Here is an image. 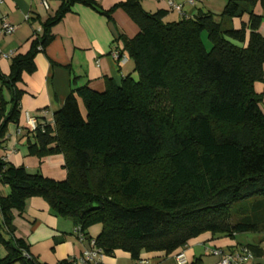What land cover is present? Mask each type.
<instances>
[{
    "label": "trees",
    "instance_id": "obj_1",
    "mask_svg": "<svg viewBox=\"0 0 264 264\" xmlns=\"http://www.w3.org/2000/svg\"><path fill=\"white\" fill-rule=\"evenodd\" d=\"M75 3L109 20L121 9L136 25L133 38H120L135 78L108 81L101 92L73 89L52 124L37 121L29 130L22 127L17 84L35 71L36 54L53 39L51 28ZM164 16L145 12L137 0L107 11L90 0H63L44 21L28 19L39 24L28 51L10 56L9 74L0 73V151L14 125L24 131L30 156L61 155L66 177L29 173L0 156V185L8 188L0 195V243L7 252L0 264H42L14 236L12 224L13 211L22 212L31 198L71 220L104 256L116 250L134 261L143 253L170 255L204 233L259 234L256 245L239 247L261 254L264 100L254 86H264L258 31L264 0H226L219 14L198 12L172 22ZM95 225L101 230L90 239Z\"/></svg>",
    "mask_w": 264,
    "mask_h": 264
},
{
    "label": "crops",
    "instance_id": "obj_2",
    "mask_svg": "<svg viewBox=\"0 0 264 264\" xmlns=\"http://www.w3.org/2000/svg\"><path fill=\"white\" fill-rule=\"evenodd\" d=\"M63 0H48V9L41 6V0H3L0 3V24L3 19L15 27L10 35H0V53L25 54L30 46L33 31L38 22L27 19L38 17L44 21L53 16ZM102 11L129 0H90ZM141 9L148 13L163 12L165 22L177 21L181 17H192L198 12L219 14L226 0H202L191 6L188 0H137ZM168 1L182 6L178 13L168 7ZM255 11L260 13V9ZM27 17V19H26ZM235 29L240 24L232 21ZM264 38V21L259 27ZM138 28L121 9L111 14V19L98 13L89 6L75 3L63 18L51 28L53 36L50 44L34 58L35 71L23 74L17 88L23 91L20 98L22 116L27 112L38 122L51 123L53 115L62 106L65 98L73 89L87 86L101 92L106 82L119 85L123 78L133 73V62L127 56L120 61L111 57V51L122 44L121 37L131 39ZM10 57H0V73L9 74ZM264 71V65H263ZM2 88V87H1ZM256 93L263 95L264 86L255 84ZM6 101L9 93L2 88ZM24 124V117L22 120ZM0 156L14 166H23L29 173L39 172L44 177L61 181L66 177L64 160L61 155H51L36 159L28 154L24 131L20 133L14 125L8 127ZM8 188L0 185V195H6ZM16 238L28 245L29 254L42 264H56L64 259L73 258L76 264L82 252L88 247V241H79L74 234V224L69 219L56 216L40 198H31L22 212L13 211ZM97 228V229H96ZM101 227L95 226L88 231L90 239L95 238ZM261 239L259 234L243 233L234 237L214 236L204 233L191 239L186 246L170 255L164 253H143L140 260H131L129 254L116 250L112 256H103L102 264H177L174 257L183 253L185 264H215L209 250L221 249L224 252L236 250L243 245H256ZM261 254L255 256L252 264H264V241L260 245ZM208 249V250H207ZM7 252L0 243V259ZM19 264V263H14Z\"/></svg>",
    "mask_w": 264,
    "mask_h": 264
},
{
    "label": "built area",
    "instance_id": "obj_3",
    "mask_svg": "<svg viewBox=\"0 0 264 264\" xmlns=\"http://www.w3.org/2000/svg\"><path fill=\"white\" fill-rule=\"evenodd\" d=\"M202 0H188V4L193 6L197 2ZM3 0H0L2 3ZM41 6L47 10L48 9V0H41ZM168 7L176 11L178 13L182 12V6L174 4L172 1H168ZM27 19V17H26ZM28 20V19H27ZM15 27L8 23L5 19L2 20L0 24V35H10L14 32ZM40 31V28L37 29ZM12 53H0V57L9 58ZM111 57L115 60H121L122 58H126V53L123 50L121 44L117 45L110 53ZM24 116V124L22 127H26L29 130H34L37 121L33 117H31L27 112L23 114ZM17 132H21V128L17 129ZM74 234L78 238L79 241L83 242L85 238L79 231V228L74 229ZM208 250V249H207ZM209 253L212 257L216 259L215 264H252L254 256L246 247H239L233 252H224L221 249H210ZM103 254L100 250L94 247L93 241H88V247L82 252L81 257L78 259L80 264H102ZM177 264H185V258L183 253H179L174 257Z\"/></svg>",
    "mask_w": 264,
    "mask_h": 264
},
{
    "label": "rangeland",
    "instance_id": "obj_4",
    "mask_svg": "<svg viewBox=\"0 0 264 264\" xmlns=\"http://www.w3.org/2000/svg\"><path fill=\"white\" fill-rule=\"evenodd\" d=\"M216 14V13H215ZM95 226H98L99 227V225H95ZM95 226H93V227H95ZM93 227H91L90 229H92ZM97 229V228H96ZM211 249V248H210ZM212 257V256H211ZM212 258H214V257H212Z\"/></svg>",
    "mask_w": 264,
    "mask_h": 264
}]
</instances>
